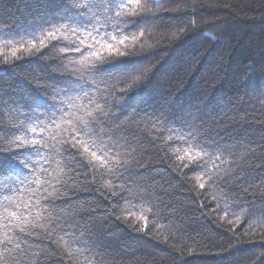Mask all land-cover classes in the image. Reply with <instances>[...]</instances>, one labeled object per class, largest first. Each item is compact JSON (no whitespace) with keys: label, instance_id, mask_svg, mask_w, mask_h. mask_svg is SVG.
Here are the masks:
<instances>
[{"label":"trees","instance_id":"1","mask_svg":"<svg viewBox=\"0 0 264 264\" xmlns=\"http://www.w3.org/2000/svg\"><path fill=\"white\" fill-rule=\"evenodd\" d=\"M70 6L0 0V157L21 153L17 137L48 144L34 171L0 174L20 214L0 221V264H264V0H139L110 13L129 39L98 73L70 36L39 43ZM85 105L96 170L64 143ZM185 137L206 155L190 161Z\"/></svg>","mask_w":264,"mask_h":264},{"label":"snow or ice","instance_id":"2","mask_svg":"<svg viewBox=\"0 0 264 264\" xmlns=\"http://www.w3.org/2000/svg\"><path fill=\"white\" fill-rule=\"evenodd\" d=\"M139 0H130L129 3H125V0H71V6L65 10L64 15L61 17L58 24L51 25H42L40 28V36L43 38L39 39V43L42 46L46 45V40L48 38L57 39V33H62L65 38L71 37L68 40L70 45H75L71 50H74L80 53V56L84 59L81 61L86 67L95 69L98 72L104 71V65L108 63L107 57L104 55L105 49L109 52H116L118 49L114 45V41L118 42L120 45H124L125 41L129 39V35L124 32H116L115 30L109 28L106 24V21L112 19L110 13H114L115 17L119 19L126 12L135 14L137 9L132 8V4H138ZM87 10V11H86ZM88 12H91V16L88 15ZM85 17H87L85 19ZM124 23H129L124 21ZM135 39L133 35L131 37ZM36 33L34 32L30 36L32 46H35L36 43ZM8 43H5V47H8ZM25 47V43L22 41L18 49H13L11 55L17 57V52L22 50ZM87 49V54H85L84 49ZM123 55V53H120ZM90 57H96L95 60L89 59ZM139 78V77H138ZM79 99V97H77ZM64 101L59 102V110L57 109V104H53L52 116L56 117L60 114L68 115L64 109ZM69 107H76L77 105L70 99L68 101ZM99 108V105H97ZM82 111H85L87 117H91V120L85 119L84 116H76L73 112L70 115L75 117L71 119L69 123L71 124L72 131L69 132L70 139L64 141V143L69 144L71 148L79 151L81 148L83 152L82 156L87 160L86 153H90L91 156L96 157L101 160V163H105L104 158H102L97 151L94 150V141L92 137L96 135L97 130L94 128L93 123L97 119L93 115L94 110H87L85 105ZM42 116L37 117V120H42ZM35 131V129H33ZM55 139V137H53ZM189 137L184 138L185 146L188 151L184 155L190 157V161H194L196 157H202L206 155L205 147L200 145L198 141L189 143ZM91 141V142H90ZM11 143L16 144V148L22 150L20 154H13L11 157H0V174H3V169H13L17 165L21 166L23 169H28L29 172L34 171V165L36 161L28 159L29 156H43V149L48 148L47 141L43 138L41 139H30L27 136L21 138L17 137L16 141ZM23 150H28L24 152ZM67 151V149H65ZM195 152V157L192 156V153ZM75 155L74 153H71ZM179 158L182 160L184 156H180L177 153ZM219 158V157H218ZM89 166L96 170L97 166L92 160H87ZM188 167V165H184ZM199 166V165H197ZM122 167V160L117 156L115 158L114 164L109 170H117ZM46 171V169H45ZM27 175L23 176L22 179H27ZM31 182V181H29ZM37 185L40 186L41 182L36 181ZM46 183V181H45ZM201 188H204V184H200ZM12 191H15L13 189ZM51 196L52 194L49 193ZM5 200L14 203L10 195H5ZM0 206L4 208V216L0 217V221L4 222V226L7 228L9 224L17 220L19 213L17 211H9L8 205L0 202ZM31 205H28L27 208H31ZM41 217L37 216L36 219L39 220ZM27 221L28 217H24ZM37 225L34 223L33 227ZM20 231L24 232L25 228L20 227ZM5 243V241L0 240V244ZM71 255V253H69Z\"/></svg>","mask_w":264,"mask_h":264}]
</instances>
